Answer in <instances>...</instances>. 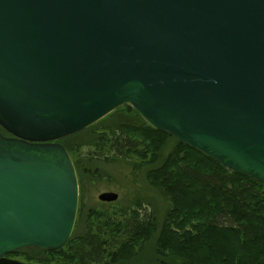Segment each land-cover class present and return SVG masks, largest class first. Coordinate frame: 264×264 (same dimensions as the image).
Listing matches in <instances>:
<instances>
[{"label":"water","instance_id":"water-1","mask_svg":"<svg viewBox=\"0 0 264 264\" xmlns=\"http://www.w3.org/2000/svg\"><path fill=\"white\" fill-rule=\"evenodd\" d=\"M124 106L264 186V0H0V264L69 242L57 142Z\"/></svg>","mask_w":264,"mask_h":264},{"label":"trees","instance_id":"trees-1","mask_svg":"<svg viewBox=\"0 0 264 264\" xmlns=\"http://www.w3.org/2000/svg\"><path fill=\"white\" fill-rule=\"evenodd\" d=\"M0 131L10 136L1 127ZM171 140L176 144L166 156ZM65 141L58 143L72 156ZM98 142L97 152L89 158L112 156L128 161L134 170L146 169L148 183L170 196L172 209L161 229L154 216L138 211L125 220L122 213L93 209L87 213V232L73 236L62 249L26 248L9 258L32 264H128L160 229L156 264H264L263 185L144 121L123 125ZM75 151L72 158L79 170L82 155ZM31 249L42 256L28 255Z\"/></svg>","mask_w":264,"mask_h":264},{"label":"rangeland","instance_id":"rangeland-1","mask_svg":"<svg viewBox=\"0 0 264 264\" xmlns=\"http://www.w3.org/2000/svg\"><path fill=\"white\" fill-rule=\"evenodd\" d=\"M132 110L124 106L95 126L65 139L66 145L73 150L74 157L77 156L75 150L82 155L80 159L82 165L77 170L80 183V207L74 237H80L87 232V213L93 209L109 214L122 213L125 220H131V212L138 211L144 216H154L159 228L163 225L169 210L172 209L170 196L164 190L153 188L148 183L146 169L134 170L128 161L113 160L112 156H110L112 160H105L100 156L95 157V160L89 158L90 153L97 152L99 139L110 137L112 132L117 131L123 125L143 124L142 117L134 109ZM175 144L176 142L171 140L166 156L173 150ZM166 156L163 159H166ZM106 192L118 194L119 199L113 203L101 202L99 196ZM160 229L147 243L145 250L128 264H156ZM193 245L188 244V247L191 249ZM27 254L42 256L41 252L33 249L27 251ZM19 261L28 263L21 258Z\"/></svg>","mask_w":264,"mask_h":264},{"label":"flooded vegetation","instance_id":"flooded-vegetation-1","mask_svg":"<svg viewBox=\"0 0 264 264\" xmlns=\"http://www.w3.org/2000/svg\"><path fill=\"white\" fill-rule=\"evenodd\" d=\"M74 165H75V162H74ZM76 170H77V168H76ZM77 175H78V180H79V173H78V171H77ZM79 185H80V183H79ZM107 193V192H106ZM108 193H112V192H108ZM102 195V194H101ZM100 195V196H101ZM100 196H99V200H100ZM101 201V200H100ZM101 202H103V201H101ZM103 203H107V202H103Z\"/></svg>","mask_w":264,"mask_h":264}]
</instances>
